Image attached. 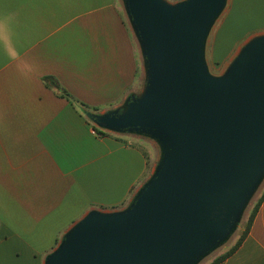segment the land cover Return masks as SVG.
<instances>
[{"label": "crops", "instance_id": "0c3cea01", "mask_svg": "<svg viewBox=\"0 0 264 264\" xmlns=\"http://www.w3.org/2000/svg\"><path fill=\"white\" fill-rule=\"evenodd\" d=\"M263 33L264 0H228L206 42L210 73L223 74ZM139 65L122 0H0V264H44L86 213L125 209L152 176L144 136L100 128L89 115L138 95ZM217 264H264V200Z\"/></svg>", "mask_w": 264, "mask_h": 264}, {"label": "water", "instance_id": "95a60500", "mask_svg": "<svg viewBox=\"0 0 264 264\" xmlns=\"http://www.w3.org/2000/svg\"><path fill=\"white\" fill-rule=\"evenodd\" d=\"M227 2L124 0L146 82L123 108L90 116L162 154L125 209L86 213L44 264H196L228 238L264 178V33L211 74L206 42Z\"/></svg>", "mask_w": 264, "mask_h": 264}, {"label": "rangeland", "instance_id": "374dc122", "mask_svg": "<svg viewBox=\"0 0 264 264\" xmlns=\"http://www.w3.org/2000/svg\"><path fill=\"white\" fill-rule=\"evenodd\" d=\"M225 9H226V6H225L224 10L221 12V14L218 16V18L216 19V22L212 26L211 31H210L208 36L213 34L215 26L221 21ZM122 10H123V14L125 16L126 22H127L128 26H129L132 34H133V37L135 39V43L137 46V55H138L139 64H140L139 67H140V69H142V72L144 74V84H143V86H144L145 82H146V68H145V60H144V56H143V51H142V47H141V43L139 41V38H138L134 28H133L130 17L127 13L124 0H122ZM141 136H144V135H141ZM144 138H145L144 142L146 144H148L149 146L152 144L150 146L151 151H152V156H153L154 162H156V164H158L160 157H161V154H162V149H161L160 144L155 139H153L151 137L144 136ZM263 189H264V178L259 183L256 191L253 193V195L250 197L249 201L245 205L236 225L234 226V228L230 232L228 238L224 242L219 244L216 248H214L213 250H210V252L208 254H206L203 258H201L196 264H209L216 256H218L219 254H221L222 252H224L228 248H230V246L233 244V242L236 240V238L241 233L242 229L245 227L249 212L252 209L256 200L261 195ZM61 240L57 243V245L61 242Z\"/></svg>", "mask_w": 264, "mask_h": 264}, {"label": "trees", "instance_id": "16d2710c", "mask_svg": "<svg viewBox=\"0 0 264 264\" xmlns=\"http://www.w3.org/2000/svg\"><path fill=\"white\" fill-rule=\"evenodd\" d=\"M45 80L49 84L54 85L56 87V89L58 90L59 94L62 97L67 98L71 102H77L76 99L65 88H63L58 83V81L55 78H53V77H47ZM96 130L99 133H106L103 130L98 129V128ZM263 200H264V189H263L261 195L259 196V198L254 203L252 209L250 210L249 215H248V218H247L246 225L244 227V230H243L242 234L239 236V238L237 239V241L235 242V244H233L226 252H224L223 254L217 256L210 264H217L218 262H220L222 259H224L226 256H228L232 251H234L236 249V247L241 243V241L243 240V238L249 232L250 227H251V225L254 222L255 216H256V214H257V212L259 210V207L261 206Z\"/></svg>", "mask_w": 264, "mask_h": 264}]
</instances>
